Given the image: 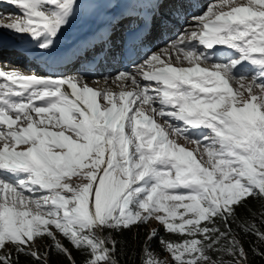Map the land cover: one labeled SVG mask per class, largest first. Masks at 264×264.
<instances>
[{
	"label": "snow or ice",
	"instance_id": "1",
	"mask_svg": "<svg viewBox=\"0 0 264 264\" xmlns=\"http://www.w3.org/2000/svg\"><path fill=\"white\" fill-rule=\"evenodd\" d=\"M5 2L20 15L0 29L45 71L0 70V264H49L39 240L68 264L71 249L121 264L112 233L153 219L179 237H159L173 264H249L233 226L264 245L240 216L264 202V0H214L156 51L183 0ZM78 19L84 36L58 47ZM113 62L125 70L102 75ZM140 259L169 264L147 241Z\"/></svg>",
	"mask_w": 264,
	"mask_h": 264
},
{
	"label": "trees",
	"instance_id": "2",
	"mask_svg": "<svg viewBox=\"0 0 264 264\" xmlns=\"http://www.w3.org/2000/svg\"><path fill=\"white\" fill-rule=\"evenodd\" d=\"M250 207L256 212L255 216L250 215L247 211L242 210L240 216L242 220L255 222L264 230V224L260 223L261 213L264 212V202L259 200H253ZM234 231L237 232V238L241 239V242L244 244L246 251L248 252V260L249 264H264V256L256 255L253 251V247H257L260 251H264V245H260L257 243L256 237L252 235H245L242 233L235 225L233 226ZM158 236L153 238L151 241L147 240L148 234L151 232V228L149 223L142 226H133V228L129 230H125L122 233H112L113 238L118 242V248L120 250L119 259L121 264H142L141 255L142 249L144 247L145 242L150 245L151 250L157 256L158 259L164 260L165 258L169 259L170 263L173 264L169 254L163 251V245H161L159 237L162 236L168 240H177L179 237L176 234H168L164 231L162 225L158 224L154 228ZM102 235H107V233H102ZM66 246L67 242L64 241ZM48 251L49 254V264H68L66 258L57 255L54 251L50 250V241L39 240L36 243V251L43 254L44 251ZM72 250V256L77 261V264H84L86 257L75 249ZM30 258L21 257V264H29ZM35 264V262H32Z\"/></svg>",
	"mask_w": 264,
	"mask_h": 264
},
{
	"label": "bare ground",
	"instance_id": "3",
	"mask_svg": "<svg viewBox=\"0 0 264 264\" xmlns=\"http://www.w3.org/2000/svg\"><path fill=\"white\" fill-rule=\"evenodd\" d=\"M189 1L191 2V0H187V2H189ZM192 1L200 3L202 0H192ZM11 8H12V10H16L20 13V9L17 6L10 5V4L6 3L5 0H0V14H6L9 11V9H11ZM182 14H184L183 11H182L181 15ZM173 26L174 25L170 24L168 27V28H170V32H171L170 34H172V31L175 30L174 29L175 27H173ZM85 32H86V28L84 27V25L82 24V22L80 20L73 21L72 25L64 33V36L61 37L58 47L64 48L65 46L72 43L74 40L82 38L84 36ZM155 34L157 35V32ZM155 34H154V37H155ZM0 40L5 41L6 44L10 45V46L7 45L9 48L0 47V53L4 52V54H5L4 56H6V60H4L6 63L3 64L4 61L3 62L0 61V70L8 67L4 70L5 71H11V66H13V65H11V63L12 62L16 63V61L18 60L17 58H13L14 56H12L15 53L14 52L15 49H17L18 52L23 55V59L19 62H21L20 64L23 63V67L25 68L26 72H24L23 70H20L22 73H24V74H32V73L43 74L44 73L45 67L42 66L41 64H38L37 62L32 61L31 56L26 54V50L33 47L32 41L28 36L20 37V36L14 34L12 32H9L8 30L0 29ZM156 43H159V41ZM17 45H20L23 48L20 49V47H18ZM145 49H147V48H145ZM31 62L34 65L33 66L34 69H29V67L25 66L26 64L31 63ZM118 65H120V64L117 62H113L111 65L106 64L104 69H102L101 71L102 72L110 71L108 69L115 68ZM77 66H79V65L69 64V65H67V68L72 69L73 67H77ZM3 79L4 78H0V81H3ZM100 81H102V80H100Z\"/></svg>",
	"mask_w": 264,
	"mask_h": 264
},
{
	"label": "rangeland",
	"instance_id": "4",
	"mask_svg": "<svg viewBox=\"0 0 264 264\" xmlns=\"http://www.w3.org/2000/svg\"><path fill=\"white\" fill-rule=\"evenodd\" d=\"M183 2L185 3V7L182 9V11H183L184 14H182L180 16L179 23L178 24H171V25H174L173 27H175L174 28L175 30L172 31V34H170L171 33L170 32V28H166V29H164L162 31H157V35L155 34V37L153 35L152 39L150 40V42H149V44L147 46V49H144V51H148L149 49L151 51H156L158 48H163L165 46L166 42L169 39H174L175 36L178 34V32L181 31L183 29V27H186L188 25V21L191 19V17L193 15H200V14H202L206 10L207 6L209 4H211V3H213L214 0H202L200 3L199 2L198 3L197 2H193L192 0H191V2L190 1L187 2V0H183ZM9 11L6 14H8V13H14L16 15H20V13L18 11L12 10V8L9 9ZM158 41H159V43H156ZM7 45L8 44H6L5 41H2V44L0 43V47H2V48H9L8 46H10V45H8V46ZM17 46L20 47V49L23 48L20 45H17ZM14 52L15 53L12 56H14L13 58H17L18 60L16 61V63L11 61L12 62L11 65H13V66H11V70H17L18 69L19 71L20 70H23L24 72H26L25 68L23 67V63L20 64L21 62H19V61H21L23 59V55L21 53H19L17 49H15ZM4 55H5L4 52L0 53V61L1 62H3L4 60H6V56H4ZM32 61H33V59H32ZM4 63H6V62L4 61L3 64ZM38 64H41L42 66L45 67V65L43 63H38ZM25 66L26 67H29V69H34L33 68L34 65H33L32 62L26 64ZM184 66H188V65L185 64ZM6 68H8V67H6ZM6 68H3L2 70L6 69ZM108 70H110V71H104V72H102V75H104V76H108V75L114 76L115 75V72L117 70H125V69L121 65H118L117 67L112 68V69H108ZM67 71H68V74H71L72 69L71 68H67ZM100 74L101 73H97L95 75H100ZM95 75L89 77L90 83H91L92 80L95 79ZM92 86L93 87H103L105 85H104V82L102 80V81H100L99 85L93 83ZM107 86L108 87H111L114 91H119V88L117 87L116 84H113V83L109 82V84ZM173 123H178V122L173 121ZM179 142L180 143H185L182 139ZM21 147H23V145ZM186 147L195 148L196 145H188V144H186ZM158 224H159V222L158 221H155L154 219L149 221V225H150L151 230H153L155 228V226H157ZM33 250H36V246H35V248ZM164 260H168L169 261V259H167V258H165ZM169 264H171L170 261H169Z\"/></svg>",
	"mask_w": 264,
	"mask_h": 264
},
{
	"label": "water",
	"instance_id": "5",
	"mask_svg": "<svg viewBox=\"0 0 264 264\" xmlns=\"http://www.w3.org/2000/svg\"><path fill=\"white\" fill-rule=\"evenodd\" d=\"M102 235V234H101Z\"/></svg>",
	"mask_w": 264,
	"mask_h": 264
}]
</instances>
